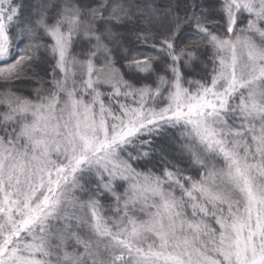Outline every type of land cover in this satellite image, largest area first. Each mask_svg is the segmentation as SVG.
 Listing matches in <instances>:
<instances>
[{
	"label": "snow or ice",
	"instance_id": "obj_1",
	"mask_svg": "<svg viewBox=\"0 0 264 264\" xmlns=\"http://www.w3.org/2000/svg\"><path fill=\"white\" fill-rule=\"evenodd\" d=\"M0 264H264V0H0Z\"/></svg>",
	"mask_w": 264,
	"mask_h": 264
}]
</instances>
